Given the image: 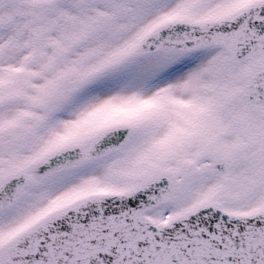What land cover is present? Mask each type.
<instances>
[{
  "label": "snow or ice",
  "instance_id": "6c2138e0",
  "mask_svg": "<svg viewBox=\"0 0 264 264\" xmlns=\"http://www.w3.org/2000/svg\"><path fill=\"white\" fill-rule=\"evenodd\" d=\"M0 264H264V0H0Z\"/></svg>",
  "mask_w": 264,
  "mask_h": 264
}]
</instances>
